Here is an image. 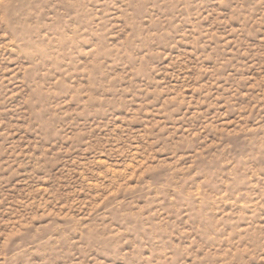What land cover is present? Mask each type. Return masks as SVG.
Instances as JSON below:
<instances>
[{"label":"rangeland","instance_id":"rangeland-1","mask_svg":"<svg viewBox=\"0 0 264 264\" xmlns=\"http://www.w3.org/2000/svg\"><path fill=\"white\" fill-rule=\"evenodd\" d=\"M0 264H264V0H0Z\"/></svg>","mask_w":264,"mask_h":264}]
</instances>
